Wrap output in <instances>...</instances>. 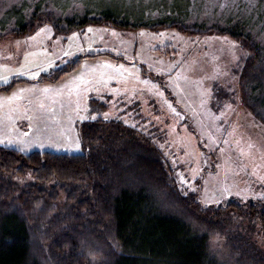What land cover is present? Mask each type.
Instances as JSON below:
<instances>
[{
  "label": "rangeland",
  "instance_id": "1",
  "mask_svg": "<svg viewBox=\"0 0 264 264\" xmlns=\"http://www.w3.org/2000/svg\"><path fill=\"white\" fill-rule=\"evenodd\" d=\"M40 1L53 7L52 20L8 32ZM38 2L0 0V145L78 154L80 125L109 113L108 132L147 140L202 205L264 200V124L238 86L245 49L225 34L139 25L178 14L201 27L244 23L264 46V0Z\"/></svg>",
  "mask_w": 264,
  "mask_h": 264
},
{
  "label": "trees",
  "instance_id": "2",
  "mask_svg": "<svg viewBox=\"0 0 264 264\" xmlns=\"http://www.w3.org/2000/svg\"><path fill=\"white\" fill-rule=\"evenodd\" d=\"M55 15L40 1L8 32L26 34ZM185 19L139 25L233 38L246 51L241 99L264 124V46L257 33L244 23L201 27ZM106 122L98 117L80 125L78 154L0 145V264H264V200L202 205L197 194L179 189L159 150L137 135H113ZM161 203L175 211L163 212Z\"/></svg>",
  "mask_w": 264,
  "mask_h": 264
},
{
  "label": "snow or ice",
  "instance_id": "3",
  "mask_svg": "<svg viewBox=\"0 0 264 264\" xmlns=\"http://www.w3.org/2000/svg\"><path fill=\"white\" fill-rule=\"evenodd\" d=\"M41 31H43V29H41ZM101 99H103V98L101 97ZM100 115H102L103 119L107 120V119H109V115L110 114L109 113H102ZM84 119H88V117H84ZM91 119L95 120V119H97V117L96 116H92ZM76 147L77 148L80 147L79 142L76 143ZM184 183H187V181H184Z\"/></svg>",
  "mask_w": 264,
  "mask_h": 264
}]
</instances>
